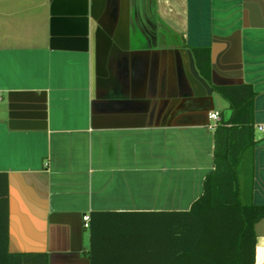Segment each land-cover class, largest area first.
Masks as SVG:
<instances>
[{
  "label": "crops",
  "instance_id": "obj_1",
  "mask_svg": "<svg viewBox=\"0 0 264 264\" xmlns=\"http://www.w3.org/2000/svg\"><path fill=\"white\" fill-rule=\"evenodd\" d=\"M204 47L214 85L256 93V143L236 169L264 206V0H0L11 253L173 264L166 219L205 198L221 121L209 116L229 108L198 71ZM207 209L237 227L235 210ZM255 231L264 264V219Z\"/></svg>",
  "mask_w": 264,
  "mask_h": 264
},
{
  "label": "trees",
  "instance_id": "obj_2",
  "mask_svg": "<svg viewBox=\"0 0 264 264\" xmlns=\"http://www.w3.org/2000/svg\"><path fill=\"white\" fill-rule=\"evenodd\" d=\"M194 56L201 76L228 102L229 108L222 114L215 132L216 172L205 186V198L190 211L173 213L166 219L167 243L168 237L171 243L167 257L173 264H255V226L264 219V206L253 204L252 185L240 186L238 176L241 168H236L253 154L256 143V93L251 84L214 85L210 47L194 49ZM208 207L235 210L239 216L237 227L229 231L231 224L228 225L224 219L222 222L212 220L209 217L212 209L206 210ZM9 223L7 177L0 173V264H50L46 253H11ZM219 226L222 230L218 229ZM93 235L92 254H95V231ZM160 236L163 239L164 220ZM91 264H96L94 256Z\"/></svg>",
  "mask_w": 264,
  "mask_h": 264
},
{
  "label": "built area",
  "instance_id": "obj_3",
  "mask_svg": "<svg viewBox=\"0 0 264 264\" xmlns=\"http://www.w3.org/2000/svg\"><path fill=\"white\" fill-rule=\"evenodd\" d=\"M210 120L214 121V122H219L221 120L220 114L218 112H212L209 116ZM84 221H85V226L88 227L89 225V221H90V217L89 216H85L84 217Z\"/></svg>",
  "mask_w": 264,
  "mask_h": 264
}]
</instances>
